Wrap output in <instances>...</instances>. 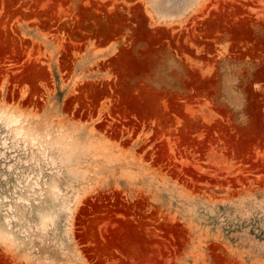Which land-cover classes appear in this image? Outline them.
Returning <instances> with one entry per match:
<instances>
[{"label":"rangeland","instance_id":"1","mask_svg":"<svg viewBox=\"0 0 264 264\" xmlns=\"http://www.w3.org/2000/svg\"><path fill=\"white\" fill-rule=\"evenodd\" d=\"M0 264H264V0H0Z\"/></svg>","mask_w":264,"mask_h":264},{"label":"bare ground","instance_id":"2","mask_svg":"<svg viewBox=\"0 0 264 264\" xmlns=\"http://www.w3.org/2000/svg\"><path fill=\"white\" fill-rule=\"evenodd\" d=\"M8 7H9V5H8ZM116 24H117V19L114 18L111 22H109L106 25V29L115 30ZM115 62H116L117 66H120V67L124 68V69L123 68L121 69L124 73L129 71L128 68H127V64H128V55L127 54L119 56Z\"/></svg>","mask_w":264,"mask_h":264}]
</instances>
